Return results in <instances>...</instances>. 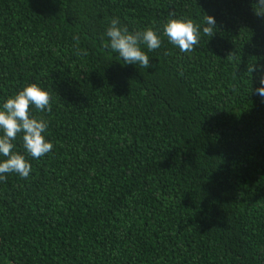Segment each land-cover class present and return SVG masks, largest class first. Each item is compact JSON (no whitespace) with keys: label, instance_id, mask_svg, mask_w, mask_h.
Here are the masks:
<instances>
[{"label":"trees","instance_id":"16d2710c","mask_svg":"<svg viewBox=\"0 0 264 264\" xmlns=\"http://www.w3.org/2000/svg\"><path fill=\"white\" fill-rule=\"evenodd\" d=\"M254 0H0V103L50 94L53 150L0 181V264H264V15ZM203 25L150 68L105 47L119 18ZM229 56V57H228ZM228 57V58H227Z\"/></svg>","mask_w":264,"mask_h":264},{"label":"clouds","instance_id":"9594fccd","mask_svg":"<svg viewBox=\"0 0 264 264\" xmlns=\"http://www.w3.org/2000/svg\"><path fill=\"white\" fill-rule=\"evenodd\" d=\"M254 12L264 15V0H254ZM216 19L207 15L203 25L194 24L191 19L170 14L162 29L145 28L131 32L120 24L119 18H111L104 32L105 47L118 54L122 65H133L150 68L148 52L161 47L162 38L175 46L182 53H192L199 45L201 31L205 36L215 34ZM229 57V56H228ZM227 57V58H228ZM246 72L255 76L259 87L254 91L264 97V67L248 64ZM50 112V94L47 89L37 83L25 85L21 90L0 103V181H5L9 174L15 173L21 178H28L32 164L26 158L39 159L53 150V143L47 137L49 122L37 117L35 112ZM18 134L22 140L24 153L14 151Z\"/></svg>","mask_w":264,"mask_h":264}]
</instances>
